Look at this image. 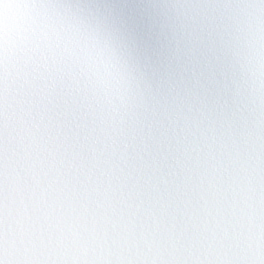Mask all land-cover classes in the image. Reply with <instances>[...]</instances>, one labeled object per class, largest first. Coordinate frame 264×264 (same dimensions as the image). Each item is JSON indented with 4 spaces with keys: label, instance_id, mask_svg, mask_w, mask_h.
Instances as JSON below:
<instances>
[{
    "label": "snow or ice",
    "instance_id": "obj_1",
    "mask_svg": "<svg viewBox=\"0 0 264 264\" xmlns=\"http://www.w3.org/2000/svg\"><path fill=\"white\" fill-rule=\"evenodd\" d=\"M0 264H264V0H0Z\"/></svg>",
    "mask_w": 264,
    "mask_h": 264
}]
</instances>
